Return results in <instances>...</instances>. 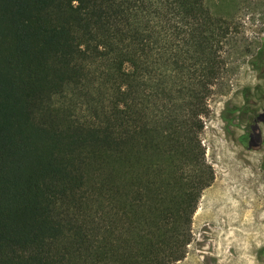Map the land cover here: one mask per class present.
Instances as JSON below:
<instances>
[{
	"label": "trees",
	"instance_id": "16d2710c",
	"mask_svg": "<svg viewBox=\"0 0 264 264\" xmlns=\"http://www.w3.org/2000/svg\"><path fill=\"white\" fill-rule=\"evenodd\" d=\"M239 26L205 0H0V264L184 259Z\"/></svg>",
	"mask_w": 264,
	"mask_h": 264
},
{
	"label": "rangeland",
	"instance_id": "374dc122",
	"mask_svg": "<svg viewBox=\"0 0 264 264\" xmlns=\"http://www.w3.org/2000/svg\"><path fill=\"white\" fill-rule=\"evenodd\" d=\"M205 4L238 20L240 44L251 48L210 99L202 138L216 177L193 216L188 253L175 264H264V0ZM75 206L74 192L56 202L64 214Z\"/></svg>",
	"mask_w": 264,
	"mask_h": 264
}]
</instances>
